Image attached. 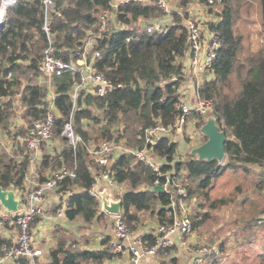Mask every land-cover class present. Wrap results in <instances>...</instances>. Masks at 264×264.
Returning a JSON list of instances; mask_svg holds the SVG:
<instances>
[{
	"label": "trees",
	"instance_id": "trees-1",
	"mask_svg": "<svg viewBox=\"0 0 264 264\" xmlns=\"http://www.w3.org/2000/svg\"><path fill=\"white\" fill-rule=\"evenodd\" d=\"M109 1L57 0L61 14L54 16L52 29L57 32L59 55L75 61L82 57L87 32L97 30L99 15L109 6ZM201 1L209 4V0ZM213 1L221 7V18L208 23L218 31L221 46L213 63L215 77L207 80L199 88V93L213 100V112L227 132L225 146L229 163L223 165L217 160H198L191 155L185 160H176L179 142L168 134L158 138L152 146L153 151L165 159L163 172H172L171 176L175 177L186 169L188 177L193 180L192 186L186 185L189 192L194 194L198 191L208 200L211 199L208 188L223 174L224 167L241 163L264 169V47L256 50L247 47L244 35L237 33L234 26L243 3L253 0ZM256 1L261 6L260 19L264 29V0ZM190 2L178 0V8L183 12L173 10L172 20L165 23V28L152 31L142 29L135 22L164 16L155 1L143 3L135 0L119 7L117 21L124 27L104 33L93 48L101 52L95 62L96 68L104 71L115 85L104 96L82 91L75 104L72 90L83 82L82 71H67L55 78L56 130L59 132L63 124L73 118L75 131L84 142L76 147L66 145L54 156L45 154L42 167L46 170L51 162L76 167L75 178L61 181L63 187L72 185L78 189L71 195V207L66 210L70 219L82 216L84 221L91 223L105 214L100 200L89 191L108 168L98 166L87 147L93 140L83 123L85 117L92 114L89 105L96 104L104 110L111 123L120 118L132 121L123 123L125 130H129L128 126L131 128L129 141L130 144L134 141L136 147H143L146 127L158 122L174 124L182 114L179 87L184 79V70L178 58L186 47L188 29L184 16L189 15L187 6ZM6 15L7 23L0 31V128L8 127L14 97L18 94L26 116L42 118L49 106L47 86L27 82L20 92L17 87L22 83L21 70L31 71L32 75L40 72L43 49L48 45V37L41 29L44 16L40 0H18L8 7ZM9 72L11 76H8ZM83 101L89 107H85ZM201 118L203 122L204 117ZM111 136L112 132L105 130L96 139L99 141V138L104 140ZM28 164L27 156L18 160L0 152V184L4 188L22 190ZM109 169L119 183L129 184L121 195L122 214L132 229L138 228L141 211L156 215L158 224L172 222V192H159L152 187L156 173L136 161L133 154H121ZM142 184L147 187L142 188ZM231 201V197L225 196L211 199L209 207L217 212ZM210 215V212L200 213V217L194 220V228L202 225ZM62 238L69 237H61L58 245L50 251L51 264H86L89 261L102 264L114 256L109 251L110 234L103 240L106 246L101 249L82 248L77 239L68 243ZM142 238L153 243L155 234L145 232ZM2 241L4 239L0 238V243Z\"/></svg>",
	"mask_w": 264,
	"mask_h": 264
},
{
	"label": "built area",
	"instance_id": "built-area-1",
	"mask_svg": "<svg viewBox=\"0 0 264 264\" xmlns=\"http://www.w3.org/2000/svg\"><path fill=\"white\" fill-rule=\"evenodd\" d=\"M18 0H1L0 13L7 17V9L10 5L16 3ZM135 0H110L109 6L104 9L99 15V22L97 30H89L85 38L82 57L75 60H66L64 56L59 55V47L56 39V31L52 29V24L55 15L61 14V8L57 4V0H40L41 8L43 10L44 22L41 29L48 37V45L43 49L39 70L43 83L41 85L47 86L50 94L47 92V101L49 108H53L54 112L47 111L42 118H35L26 125L25 133H15V123L9 121L6 128H0V152L2 150L12 157H24L29 159L28 168L24 180V188L16 190L19 196L18 209L10 211L6 207L4 212L0 214V227L9 226L14 232L12 241L4 239L0 243V264H51V253H45L44 249L35 245L36 238L33 232V222L37 221L39 217L45 215V200L51 192L57 195V199L53 207L58 206L56 217L67 215L66 210L71 207V195L76 192L77 188L71 186L63 187L61 181L65 178L73 179L77 176L76 167L72 168L62 163L59 166L53 164L48 167V173L44 175L45 170L42 167V160L44 155L54 156L60 153L66 145L76 147L79 143L84 142L82 136L76 133L74 128L73 118L66 121L61 130H56V120L58 118V111L55 108L54 97L56 94L55 78L67 71L76 72L78 70L83 73V82L76 85L72 90V97L74 91L77 90L80 95L82 91L87 93H94L99 96H104L110 89L114 88L113 81L105 74L104 71L98 70L95 62L101 56L98 49H93L98 42V38L104 33L111 32L118 26L117 13L121 5L132 3ZM137 1V0H136ZM143 3L155 1L159 9L164 12L162 18H156L146 23L145 29L163 30L165 23L162 19L172 18L173 10L183 12L182 8L173 9L169 0H139ZM213 2V0H209ZM207 4V3H205ZM207 4L206 8L208 9ZM185 15V25L188 29L186 47L183 55L189 58V64H183L184 79L195 80L197 95L199 97L194 103L187 102L182 92L181 103L182 114L178 120L171 125H165L161 122L148 126L145 128L143 147H136L126 140L125 137L102 140L99 143H89L87 145L89 153L91 154L95 163L100 167H108L98 177L89 189L90 193L97 198H100L98 189H103L101 185L111 188L115 197H121L123 189L114 175L110 172L112 164L121 154H133L136 161L142 162L146 167L150 168L157 174L154 180L156 184H163L165 191L172 192L171 208L173 211V220L169 224H158L154 234V242L149 243L142 238V234L134 236V231L130 228L124 220L122 210L118 214H114L113 233L117 240L110 243L109 251L113 254L124 253L129 251V258L127 264H140L143 256L157 255L161 251H166L176 242L174 235L179 236V246L190 255L189 264H207L209 249L203 244L193 239L194 233V217L191 213L189 199V189L186 186L188 183L181 184L171 176L170 172L162 171V164L165 159L157 155L153 151V144L157 139L163 135L172 137L173 132L182 130V126L192 113L206 116L213 112L214 102L211 98L202 97L199 93V88L210 79L205 77L206 72L213 71V63L218 56V48L221 46L219 33L216 29L211 28L208 24L191 13ZM114 24L115 28H114ZM207 29V30H206ZM182 56V55H180ZM179 56V58H180ZM178 58V59H179ZM80 64V68L76 67ZM8 76H11L9 72ZM40 76V75H39ZM53 90L51 91L50 87ZM74 99V98H73ZM84 102V101H83ZM75 104L77 102L74 101ZM30 118V116H27ZM22 119H19L21 122ZM19 127V126H18ZM16 129V130H15ZM62 137H54L56 133ZM13 133V135H11ZM11 135V136H10ZM15 135V139H14ZM55 139L62 140L66 145L59 151H48ZM64 139V140H63ZM66 140V141H65ZM24 151L21 152L20 148ZM226 159V158H225ZM31 168V169H30ZM27 189L25 190V185ZM100 187V188H99ZM28 191V192H27ZM189 202V203H188ZM57 204V205H56ZM102 209V208H101ZM119 238H123L121 243ZM132 241L130 243L125 240Z\"/></svg>",
	"mask_w": 264,
	"mask_h": 264
},
{
	"label": "rangeland",
	"instance_id": "rangeland-1",
	"mask_svg": "<svg viewBox=\"0 0 264 264\" xmlns=\"http://www.w3.org/2000/svg\"><path fill=\"white\" fill-rule=\"evenodd\" d=\"M196 1L203 3L205 7L207 6V4H205L206 2L204 1L201 0H196ZM169 3L171 6L173 5L175 6V4H178V0H169ZM209 3L210 5L208 6V10L210 8L214 10V5H217V3H215L214 1ZM259 5L260 4H258V1L256 0H253L252 2L249 1L243 3L242 7L240 8L241 9L240 17H237L236 23L234 25L236 32L242 33L244 35L245 45L253 50L264 47V29L262 28L261 25V19H260L261 6ZM150 21L151 20L148 19H140L138 20L137 23L135 22V24L140 26L142 29H145L146 23H149ZM115 25L116 24H114V28ZM116 28L118 29V27ZM80 66L82 65L76 64V67L78 69L80 68ZM31 73H32L31 71L23 72L22 70L19 72V75L21 77L20 80L22 82L19 86H17L20 88L18 90L19 92L22 91L21 89L24 88L27 82L45 84L40 78L42 76L40 72L37 75L36 74L32 75ZM50 89L53 92L54 89H52L51 87ZM78 93L79 92L75 90L73 96L74 101L77 103H78V98L80 96L78 95ZM49 94H50V90H48V95ZM19 97L20 94L14 97L16 99L14 100L13 107L10 112L11 114L9 116L10 118L9 121L13 123H15L16 121V125L19 124L18 125L19 127L15 126V128L17 129V130L15 129L16 130L15 133L18 132L25 133L26 125L29 124L32 121V119L35 118L33 117L28 118L24 114L25 107L22 106ZM198 97L199 95H197L196 98ZM82 103L84 104L85 107L90 106L92 110L91 116L85 117L83 121L84 126L87 128V130L90 132V134L93 137L92 138L93 140L90 142L92 143L101 142L103 139L99 138V141H97L96 138L100 137V135L105 130H107L112 132V136L104 138V140L111 139L113 137H116L117 139L120 137H125L130 144L129 141L130 139L128 135L129 133L131 134L132 131L130 130L131 128L129 126H128L129 130L128 129L125 130V123L123 122H126L127 124V122L132 123V121L126 120L125 118L124 120H122V118H120L119 121L111 123L106 118L107 116L105 114V111L99 108L96 104H92L88 106L85 102ZM48 110L49 112L55 111L53 108H49V107ZM200 116L204 117L202 115L198 116L195 113L190 114V116L188 117L189 119L188 122L191 121L192 124L190 125V122L188 123L186 121L185 124L182 126L181 134L183 137H185L183 144L184 145L188 144L189 148H192L193 146L198 145L206 140V136L203 135L199 129L202 124V118ZM194 117H196V119H194ZM19 119H22L20 123H18ZM176 133L177 132L172 133V137L175 139L178 137ZM11 135H13V133H11ZM57 136L62 137L58 132L55 134L54 137ZM14 139H15V135H14ZM131 143H132L131 145L134 146L135 144L134 141H132ZM189 148L187 149V151H185V156L183 152L177 153L178 156H176V160L187 159V157L190 156ZM54 150H57L56 147H54L51 151ZM20 151L21 152L24 151L23 147L20 148ZM1 153L3 155H6V157L8 158L10 157V155L5 150H2ZM57 154L58 153H56V155ZM182 157H185V159H182ZM22 158L23 157H16V159L18 160ZM228 163L229 160L228 157H226V159L222 164L224 165ZM51 164L55 166H59L54 164V162H51ZM181 172L183 175L180 174L179 176H175L174 179L184 185L186 183H189L190 185H188V187L192 186L193 180L191 177H188L186 173L187 170L183 169ZM170 173L172 174V172ZM101 187L104 188L107 186L102 184ZM108 189L112 190L111 188ZM208 189L210 192L211 199H217L225 196V197H231L232 201L229 204L223 206L219 211L216 212L209 207L211 199L209 200L206 199L198 191L195 192L194 194L190 193V195L187 197L190 198L189 200L191 202L190 204L191 213L194 217V220L197 217H200L199 216L200 213H205V212L211 213V215L207 218V220L197 228L200 234L205 239L198 242L206 246L210 251V254L208 255L207 264H264V169L261 170L260 167L252 164L243 165L240 163L237 166L228 165L223 168V174L215 182H213V185H211ZM98 199L100 200V198ZM103 212L109 214L106 211ZM144 213L146 217H152L157 221V216L150 213V211H144ZM111 216L113 220L114 215ZM109 218L110 216H105L103 214V216L99 220H93L92 222L99 221L100 227L106 226L109 222ZM143 218L144 219L141 220V215H140V221L138 223V227L141 226L142 224L143 225L145 224L146 219L145 217ZM34 224L35 221L33 222L32 225ZM147 226H149L148 223ZM155 229L151 228L150 232L155 231ZM95 230L97 231L91 232L90 234L91 238H93V236L96 237V235L98 236L99 233H102L101 228H99V226L95 227ZM132 230L135 231V229ZM195 230L196 229H194V231ZM59 238L61 237L59 236ZM69 238H73V237H69ZM193 238L195 237L193 236ZM104 239L106 238H103V240ZM94 241L95 238H93V243H95ZM215 246L218 248L219 251L218 253L215 251ZM178 248L185 251L182 248V246L178 245ZM170 262L174 263V259L171 258Z\"/></svg>",
	"mask_w": 264,
	"mask_h": 264
},
{
	"label": "crops",
	"instance_id": "crops-1",
	"mask_svg": "<svg viewBox=\"0 0 264 264\" xmlns=\"http://www.w3.org/2000/svg\"><path fill=\"white\" fill-rule=\"evenodd\" d=\"M172 8L178 9V5L175 4V6L174 5L172 6ZM187 10L193 13L194 15H196L198 18L202 19L205 24H208V21H217L221 18V16L219 15V11L221 10L220 5H214V10H210V9L208 10L203 3L197 2L196 0H191L189 5L187 6ZM118 26H120L121 28L124 27L122 26V24L120 25L119 23H118ZM188 58L189 57L184 54L180 56L179 61L187 66L189 64ZM205 77L207 79L214 78L215 77L214 71L206 72ZM179 88L182 92L184 99L187 102L194 103L196 101L197 90L195 86V80L183 79ZM194 119H196V117H194ZM188 120L189 119H187V122ZM189 122L191 125L192 122L191 121ZM181 132L182 130L176 133V135H178L176 140H178L179 146H180L177 153L183 152L185 156V151H187V149L189 148V145L183 144L185 137L182 136ZM65 145L66 143L64 141L55 139V141L52 143L51 146L56 147L57 152H59ZM51 150L52 149L48 148L49 152ZM176 156H178V154ZM182 159H185V157H182ZM47 173H48V168L45 170L44 175H46ZM25 186L26 187H25L24 192L27 189V184ZM125 186L129 187V184L126 182L121 183L123 192L126 189H128V187H125ZM141 187L145 188L147 187V185L145 184V185H142ZM56 199H57V195L55 193L51 192L50 194H48L45 200V203H44L45 208H46L45 215L42 217H39L37 221H35V224L33 225V232L36 238L35 245L37 247L43 248L45 253H49L54 247L58 245V242L61 239L59 238V236L62 237V235L65 237H73V238H62V239H67L68 243H70L74 239H77L78 245H80L82 248H88V249H101L104 246H106V243H103V238H106L107 235L109 234L111 235V238H112L110 240V243L114 240H117V238L115 237L113 233V220H112L111 215L107 213L104 214L105 216H110L109 224H107L106 226H101V227L99 225V221H94L89 224L88 222L84 221L82 216H76L75 218L70 219L67 215H65V216L58 218L56 217V211H57L58 206L53 207V204L56 201ZM4 211L5 209L0 204V214ZM140 215H141V220H143L144 219L143 217H145L146 222L143 221L145 222V224L144 225L142 224L134 231V234H133L134 236H138L141 234L143 235L145 232H150L151 228L155 229L158 225L155 219H153L152 217H146L144 211H141ZM147 223L149 224V226H147ZM97 226L101 228L102 233H99L98 236L95 234L96 237L93 236V238H95V241H94L95 243H93V238L90 237V234L91 232L97 231L95 230V227ZM192 235L195 237L193 239H195L196 241L205 240L204 237L198 231V229H196ZM13 237H14V232L12 229H10L8 225L0 227V238L12 241ZM174 239L176 242L168 250L162 251L161 253L157 255L143 256L141 258L140 264H172L173 262L172 263L170 262L171 258L174 259L173 264H189L190 256L188 255V253L178 248L179 236L175 235ZM131 241L132 239L130 241L125 240V242L127 243H130ZM215 251L217 253L219 252L216 246H215ZM128 258H129V251H125L124 253L114 255L111 259H106L102 264L128 263ZM86 264H97V263H94L93 261H89Z\"/></svg>",
	"mask_w": 264,
	"mask_h": 264
},
{
	"label": "water",
	"instance_id": "water-1",
	"mask_svg": "<svg viewBox=\"0 0 264 264\" xmlns=\"http://www.w3.org/2000/svg\"><path fill=\"white\" fill-rule=\"evenodd\" d=\"M162 20L167 22L171 21L172 18H164ZM6 23L7 17H5L2 22L0 31L5 27ZM172 80H175V78ZM199 129L200 132L206 136V140L190 148V155L196 157L198 160H217L219 164H222L227 157L225 146L227 141V132L219 124L217 115L214 114V112L208 113ZM154 189L162 192L165 191V186L163 184H156ZM98 192L100 194L101 208L103 211H106L111 215L121 212L123 207L122 197H115L113 192L107 187H104L102 190L98 189ZM19 200L18 193L14 188H4L0 184V203L4 207L10 211H15L18 209ZM122 241L123 238L118 239L119 243Z\"/></svg>",
	"mask_w": 264,
	"mask_h": 264
},
{
	"label": "bare ground",
	"instance_id": "bare-ground-1",
	"mask_svg": "<svg viewBox=\"0 0 264 264\" xmlns=\"http://www.w3.org/2000/svg\"><path fill=\"white\" fill-rule=\"evenodd\" d=\"M5 17L2 13H0V26L2 24V22L4 21Z\"/></svg>",
	"mask_w": 264,
	"mask_h": 264
}]
</instances>
